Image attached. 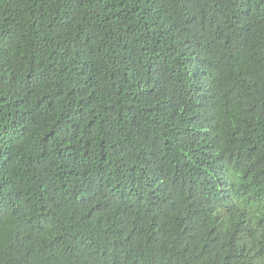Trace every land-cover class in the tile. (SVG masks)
<instances>
[{
    "label": "trees",
    "instance_id": "16d2710c",
    "mask_svg": "<svg viewBox=\"0 0 264 264\" xmlns=\"http://www.w3.org/2000/svg\"><path fill=\"white\" fill-rule=\"evenodd\" d=\"M0 264H264V0H0Z\"/></svg>",
    "mask_w": 264,
    "mask_h": 264
}]
</instances>
